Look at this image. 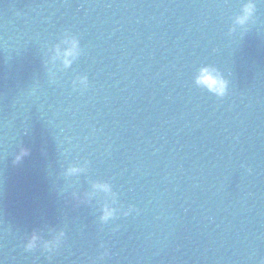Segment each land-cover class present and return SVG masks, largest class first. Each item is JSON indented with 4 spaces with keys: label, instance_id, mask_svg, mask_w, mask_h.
I'll use <instances>...</instances> for the list:
<instances>
[{
    "label": "water",
    "instance_id": "1",
    "mask_svg": "<svg viewBox=\"0 0 264 264\" xmlns=\"http://www.w3.org/2000/svg\"><path fill=\"white\" fill-rule=\"evenodd\" d=\"M0 264H264V0H0Z\"/></svg>",
    "mask_w": 264,
    "mask_h": 264
},
{
    "label": "clouds",
    "instance_id": "2",
    "mask_svg": "<svg viewBox=\"0 0 264 264\" xmlns=\"http://www.w3.org/2000/svg\"><path fill=\"white\" fill-rule=\"evenodd\" d=\"M254 10V5L252 3L247 4L244 7V15L242 17H239L237 20V23H244V21L247 19L248 16L252 14ZM79 47L78 41L73 39L71 41V47L67 48L63 52L64 56V64L68 65L71 63L70 57H74L77 54V49ZM57 55H60V49L59 47L56 48ZM83 82H86V78H83ZM195 83L197 86L202 87L206 89L208 92L215 96L223 97L228 92V81L224 79L218 72H216L214 69H210L208 67H203L199 70L195 77ZM28 154L27 149H21L18 155L16 156V161L18 162L21 160L25 155ZM70 173H74L79 171L77 168H70L68 169ZM95 188L104 191V192H111V187L108 184H97L94 185ZM120 211L117 207H113L111 205L105 204V206L102 209V214L100 219L104 222H108L109 220H112L116 218L117 213ZM139 209H137L134 205H129L126 210L123 211V216L128 217L132 215L133 213L138 214ZM60 235H63L61 233ZM38 236L36 234H33L30 239L28 240L26 247L31 249L35 246L36 241L38 240ZM54 245L51 242H46L44 247L48 248L49 250Z\"/></svg>",
    "mask_w": 264,
    "mask_h": 264
}]
</instances>
